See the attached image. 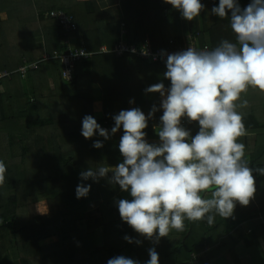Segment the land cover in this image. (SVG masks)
I'll list each match as a JSON object with an SVG mask.
<instances>
[{
    "label": "trees",
    "instance_id": "obj_1",
    "mask_svg": "<svg viewBox=\"0 0 264 264\" xmlns=\"http://www.w3.org/2000/svg\"><path fill=\"white\" fill-rule=\"evenodd\" d=\"M163 6L165 3L154 5L152 0H130L122 6L130 29L129 43L139 46L149 39L155 49L169 45L163 26L167 19H178L179 13H172L177 14L174 18L165 16L162 10L169 8ZM58 11L74 17L70 36L95 55L76 63L72 81L63 78L61 62L52 60L41 62L26 79L15 74L0 85L4 89L0 92V160L7 166L6 182L0 188V264H107L116 256L146 263L150 246L122 221L116 204L122 192L118 185L107 178L89 179L83 182L91 185L88 196L76 198L81 171L114 167L123 160L120 140L110 142L98 134L85 139L81 127L82 119L91 115L103 128L111 129L116 107L128 110L130 99L144 113L159 106V93H146L145 89L161 82L170 86L164 77L166 64L102 53L104 45L114 48L120 34L117 26L104 21L97 0H0V71H16L25 59L39 62L47 54L66 51L65 33L51 17ZM196 34L201 46L212 48L225 39L235 41L230 21L218 16L213 27L197 28ZM35 41L43 44L35 48ZM171 42L186 46L188 39ZM249 91L245 96L254 93L247 99L254 106L243 115L248 135L240 142L245 144L249 166L264 168V93ZM162 114V110L156 112L145 129L152 138H159ZM185 122L193 135L199 131L198 122ZM95 140L103 141L104 146L94 148ZM253 175L264 189V175ZM47 209L46 214L38 211ZM260 213L264 214L237 204L233 218L216 216L212 226L186 220L184 232L173 230L166 241L163 237L151 246L159 254V264H191L198 255L202 264H212L214 253L225 246L221 244L225 237L249 247L256 245L253 235L235 236ZM98 230L103 231L101 246ZM126 235L141 243H128ZM234 263L239 264L237 258Z\"/></svg>",
    "mask_w": 264,
    "mask_h": 264
},
{
    "label": "clouds",
    "instance_id": "obj_2",
    "mask_svg": "<svg viewBox=\"0 0 264 264\" xmlns=\"http://www.w3.org/2000/svg\"><path fill=\"white\" fill-rule=\"evenodd\" d=\"M164 3L190 22L205 7L201 0ZM211 12L230 21L235 41L222 40L212 50L188 47L172 54L162 50L161 57L166 56L164 77L170 86L166 88L161 82L145 89L146 93H159L161 98L147 116L138 107L121 110L113 116L115 124L110 131L91 115L82 119L81 135L85 139L98 134L108 140L123 129L118 145L123 160L114 167L81 171L76 198L89 194L91 185L84 181L107 178L131 197L116 201L122 221L155 243L173 230L184 232L186 220L212 226L216 216L233 218L237 204L248 206L254 198L257 189L253 173L264 175V168L249 166L245 144L240 142L248 132L239 111L248 107L244 96L249 89L264 93V0H251L244 8L239 0H219ZM70 38L76 39L73 35ZM161 110L159 141L149 143L145 129ZM183 121L198 122L199 131L193 135ZM103 146V141L93 142L94 148ZM6 172V164L0 160V188L6 182ZM38 211L46 214L48 209ZM124 239L141 243L127 235ZM148 253L146 264H159L155 248ZM107 264L139 262L116 256Z\"/></svg>",
    "mask_w": 264,
    "mask_h": 264
},
{
    "label": "crops",
    "instance_id": "obj_3",
    "mask_svg": "<svg viewBox=\"0 0 264 264\" xmlns=\"http://www.w3.org/2000/svg\"><path fill=\"white\" fill-rule=\"evenodd\" d=\"M130 0H97L103 16L104 21L109 25H114L118 27V31L120 34V40L128 38V33L130 29L128 28V24L124 19V13L122 6L128 3ZM154 5H158L163 3L164 0H152ZM201 2L205 5L204 9L201 11V15L197 17L194 21H187L182 18L179 11L175 10L172 5L165 3V8H169L168 10H162L163 15L168 16L170 18L176 17V15L172 14L178 12L179 17L176 20H166L164 24V29L166 30V35L168 37V42L170 43L172 40L177 38H190L197 37L199 34H196L197 28L199 30H203L205 28H211L216 23L217 16L212 14L211 9L214 5H218L219 0H201ZM239 4L241 8H244L248 5V1H240ZM168 5V7H167ZM170 12V14H169ZM176 29L179 30V33H173L172 31ZM125 33V36L122 34ZM198 38V37H197ZM78 41V39L76 38ZM119 40V41H120ZM43 44V42H34L33 46L36 48L39 45ZM79 46V42H78ZM82 46V44H81ZM79 46V47H81ZM107 48V45H104L100 48ZM111 50H109L110 52ZM94 53V52H93ZM26 61V59L24 60ZM38 62V61H37ZM24 64V63H23ZM22 66V65H21ZM20 75V74H19ZM22 77V76H21ZM27 78V77H26ZM25 78V79H26ZM24 79V78H23ZM98 88V86H97ZM130 101H133L130 103ZM131 108H136V103L134 99H130L128 102V110ZM120 105L116 107V114L121 111ZM148 113H145L147 116ZM109 131L111 129H108ZM123 133V129L118 131L116 134L112 135L110 139L107 141L115 142L119 141L120 137ZM146 139L149 143L158 142L159 138H152L148 134ZM247 158V157H246ZM256 193L254 198L250 201L249 205L246 207H252V209L256 212L264 213V189H262L259 184H257L256 180ZM120 197L122 199H127L130 195L127 192L122 191L120 193ZM241 234L245 235H253L256 238V245L249 247L243 241H235L230 237H225L222 239L221 244L224 243L225 246L219 248L214 253V261L212 264H235L234 259L237 258L239 264H264V214L260 213L259 216H256L253 220L244 223L241 226V229L238 231L235 239L240 237Z\"/></svg>",
    "mask_w": 264,
    "mask_h": 264
},
{
    "label": "built area",
    "instance_id": "obj_4",
    "mask_svg": "<svg viewBox=\"0 0 264 264\" xmlns=\"http://www.w3.org/2000/svg\"><path fill=\"white\" fill-rule=\"evenodd\" d=\"M51 17L57 21V23L61 26L62 30L65 33V38H69L66 41V45L68 47L66 52L59 53L54 52L52 55H45L42 61L29 63L24 61V64L20 66L16 71H1L0 72V85L6 79H10L16 73L20 74L22 78H26L30 71H35L39 68L41 62H50L52 60H59L63 66L62 76L66 81H72L74 78V70L77 62L88 59L95 55V53L87 51L85 45L81 47H77L78 41L75 38H70V34L75 29V20L73 16L68 15L64 11L54 12ZM125 36V33L122 34ZM188 47H192L196 50H212L213 48L209 45L201 46L198 42L197 37L188 38V42L186 46H175L172 42L169 43L168 46H164L162 48H153L151 41L146 39L141 45H136L133 43H129L127 38L122 39L115 44L114 48L111 52L117 56L118 58H122L124 56H130L131 58H138L144 61H148L150 63H159L164 62L166 60V56L161 57L162 50L167 54L176 53L179 51L186 50ZM134 50V51H133ZM102 53H108L109 50L107 48H102ZM147 52V55L143 53ZM83 54V55H82ZM68 76H67V74ZM183 124L186 128L187 123L183 121ZM189 129V128H188ZM209 251L206 250V252ZM200 256H194L191 264H202L199 260Z\"/></svg>",
    "mask_w": 264,
    "mask_h": 264
},
{
    "label": "rangeland",
    "instance_id": "obj_5",
    "mask_svg": "<svg viewBox=\"0 0 264 264\" xmlns=\"http://www.w3.org/2000/svg\"><path fill=\"white\" fill-rule=\"evenodd\" d=\"M173 33H179V30H176V29H174L173 31H172ZM17 74V73H16ZM21 76V75H20ZM22 78V77H21ZM249 93H251L250 91H248L246 94H249ZM252 95H254V93L252 94ZM252 95L251 96H249V95H246L245 96V98L246 99H249V98H251L252 97ZM250 105H251V107L252 106H254L253 104H249L248 105V107L247 108H244V109H239V111H241L242 113H243V115H246V114H248L249 113V111L251 110V109H249V108H251L250 107ZM99 108V107H98ZM97 108V109H98ZM100 109V108H99ZM260 110V109H259ZM258 112V111H257ZM258 113H260V111L258 112ZM250 143H251V145H253L254 147H255V145H254V140H253V138L252 139H250ZM121 198V197H120ZM122 199V198H121ZM97 233H98V238H99V244H100V246L103 244V242H104V238H103V231L102 230H98L97 231ZM171 234V233H170ZM169 237H170V235H169ZM168 239V237H164V240L166 241ZM147 244L150 246V248H153V246H151V244H152V241L151 240H148L147 239ZM141 264H146V263H141Z\"/></svg>",
    "mask_w": 264,
    "mask_h": 264
}]
</instances>
